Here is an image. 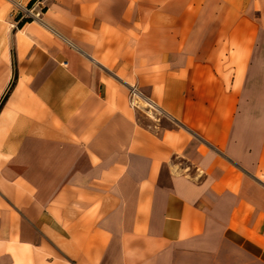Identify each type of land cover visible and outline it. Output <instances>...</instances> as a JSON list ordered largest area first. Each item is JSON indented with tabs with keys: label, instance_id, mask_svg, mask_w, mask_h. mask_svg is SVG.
<instances>
[{
	"label": "crops",
	"instance_id": "crops-1",
	"mask_svg": "<svg viewBox=\"0 0 264 264\" xmlns=\"http://www.w3.org/2000/svg\"><path fill=\"white\" fill-rule=\"evenodd\" d=\"M19 2L0 264H264V0H43L20 25Z\"/></svg>",
	"mask_w": 264,
	"mask_h": 264
},
{
	"label": "built area",
	"instance_id": "built-area-1",
	"mask_svg": "<svg viewBox=\"0 0 264 264\" xmlns=\"http://www.w3.org/2000/svg\"><path fill=\"white\" fill-rule=\"evenodd\" d=\"M23 1H27L25 6H23L20 2L16 3V8L18 10L17 24H21L28 20H40L43 13V0ZM127 101L130 108L135 111L142 112L151 119L162 116V111L157 104L150 98L146 97L136 86H129Z\"/></svg>",
	"mask_w": 264,
	"mask_h": 264
},
{
	"label": "trees",
	"instance_id": "trees-1",
	"mask_svg": "<svg viewBox=\"0 0 264 264\" xmlns=\"http://www.w3.org/2000/svg\"><path fill=\"white\" fill-rule=\"evenodd\" d=\"M20 25V24H19ZM3 102H4V100L1 102V104H0V108H1V106H2V104H3Z\"/></svg>",
	"mask_w": 264,
	"mask_h": 264
},
{
	"label": "rangeland",
	"instance_id": "rangeland-1",
	"mask_svg": "<svg viewBox=\"0 0 264 264\" xmlns=\"http://www.w3.org/2000/svg\"><path fill=\"white\" fill-rule=\"evenodd\" d=\"M155 117V116H154Z\"/></svg>",
	"mask_w": 264,
	"mask_h": 264
}]
</instances>
